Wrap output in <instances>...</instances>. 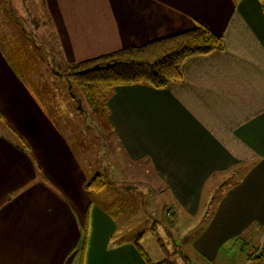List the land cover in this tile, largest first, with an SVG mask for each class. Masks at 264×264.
Wrapping results in <instances>:
<instances>
[{
	"label": "crops",
	"instance_id": "crops-1",
	"mask_svg": "<svg viewBox=\"0 0 264 264\" xmlns=\"http://www.w3.org/2000/svg\"><path fill=\"white\" fill-rule=\"evenodd\" d=\"M4 1L0 14L6 11L13 23ZM42 1L36 13L51 26L69 66L199 23L221 36L224 48L188 58L183 80L170 88L115 87L107 100V133L123 162L91 171L90 151L69 139L60 120L67 107H50L51 100L67 98L61 92L57 97L54 82L46 91L27 78L38 66L14 65L0 38V110L12 130L0 123L6 128L0 129V264H147L136 243L141 236L120 235L122 200L116 195L117 185H125L131 192L125 201L142 211L148 189L127 171L143 159L166 191L168 217L180 214L182 223L199 215L209 193L203 225L192 241L205 261L218 260L240 239H255L262 249L264 1ZM65 88L73 98V87ZM95 175L114 184L108 204L99 198L106 182L99 192L85 190ZM211 186L221 192L218 197L208 191ZM112 206L119 211L114 214Z\"/></svg>",
	"mask_w": 264,
	"mask_h": 264
},
{
	"label": "rangeland",
	"instance_id": "rangeland-1",
	"mask_svg": "<svg viewBox=\"0 0 264 264\" xmlns=\"http://www.w3.org/2000/svg\"><path fill=\"white\" fill-rule=\"evenodd\" d=\"M3 1L0 0L1 7L3 6ZM7 5L15 22L12 23L10 21L6 11L0 14V26L2 29L0 38L11 62L20 68L26 66V69L29 65L38 66L36 67L38 70L36 74L33 75L27 72L25 75L29 79L32 78L33 82L36 81L40 85L44 84L46 91L47 89L48 91L50 90L49 82H54L56 87L60 88L58 89L59 91L57 90V97L62 98L59 93L61 92L67 98V101L63 102L57 99L54 104L53 100H51L53 105L51 103L50 107L54 108L56 105L59 111L63 109V106L67 107L68 114L65 113L60 117V120L65 121L66 124L64 126L65 133L69 136V139L80 141L81 148L90 151L91 171L95 170L97 166L103 165L106 167L108 163L111 164L109 168L113 169V163L118 165L123 160L121 155L117 154V151L115 152L116 144L112 142V137H109L108 129L100 126L96 121L86 100L68 98L69 89L67 91L65 88L68 82L64 74L68 70L69 63L61 57L62 54L58 52V48L56 49L57 41L51 26L42 15L36 13V9L39 6L40 10H43V1L7 0ZM73 91L76 95H81L80 88L74 87ZM1 128L3 127L0 124ZM3 130L5 131L6 128L4 127ZM105 135L106 140L103 138ZM103 152H105L104 155ZM147 160L143 159L139 167H137L138 164H132L131 170L127 171L129 178H135L139 184H145L148 189V194L145 195L147 204L144 203L142 211L131 206L129 201H125L130 197L131 193L126 190L125 185H117L116 195L120 194L122 200L120 206L121 216L118 218V221L120 220L122 223L121 237L127 239L141 236L140 245L153 263L165 261L168 264H244L247 261L248 253L254 251L258 245L255 239H240L224 249L219 259L211 263L205 261L203 257L193 250L192 241L203 225V218L200 214L202 210L205 211L204 208L207 206L206 203H208L206 197L209 196V193L204 192L199 215L190 217L186 219L187 221L183 220L182 223L180 214L175 216L174 219L168 217L166 212L169 209V203L166 201V191L162 190L161 181L153 171L154 169L150 167L151 162ZM136 167L137 169H135ZM103 173H107L104 167ZM105 182L104 193L99 198L101 199L102 197V200L108 204L112 197L110 192L114 194L111 191L114 188V184L109 179H105ZM213 187L211 186V190L208 189V191H211V195L216 191L214 194L218 197L221 192L217 191L216 188L213 190ZM112 208L114 214L115 209L119 211L118 208L113 206ZM211 208L206 214L211 211ZM132 212L133 215H129ZM142 213H144V216H140ZM145 213H148L149 216L145 215Z\"/></svg>",
	"mask_w": 264,
	"mask_h": 264
},
{
	"label": "trees",
	"instance_id": "trees-1",
	"mask_svg": "<svg viewBox=\"0 0 264 264\" xmlns=\"http://www.w3.org/2000/svg\"><path fill=\"white\" fill-rule=\"evenodd\" d=\"M223 48L222 37L199 23L193 28L140 45L73 63L64 76L73 87L70 92L72 97L86 100L100 126L111 130L107 100L115 87L143 84L158 89L170 88L183 80V64L188 58ZM74 87L80 88L81 95L75 94ZM0 123L11 130L1 110ZM16 137L25 147V142L17 134ZM104 187L105 181L101 175L93 176L85 184V190L91 193L99 192ZM136 243L147 264H166L165 261L151 262L138 240ZM246 264H264V247L248 253Z\"/></svg>",
	"mask_w": 264,
	"mask_h": 264
}]
</instances>
